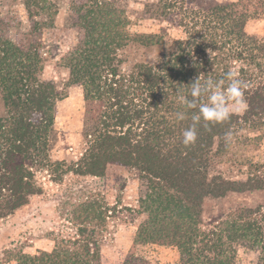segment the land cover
<instances>
[{
  "label": "trees",
  "instance_id": "trees-1",
  "mask_svg": "<svg viewBox=\"0 0 264 264\" xmlns=\"http://www.w3.org/2000/svg\"><path fill=\"white\" fill-rule=\"evenodd\" d=\"M23 4L28 31L11 35L12 17H0V217L42 192L39 170L56 172L58 182L68 172L102 176L116 164L136 169L148 184L140 203L146 217L122 264H154L134 252L147 242L176 247L178 264H239L240 249L254 255L253 264H264V160L248 161L237 178L216 169L239 138L246 145L264 138L246 134L264 126V34L246 30L250 19L264 17V0H158L148 6L149 14L180 28V38L131 33L125 10L114 1L72 0L70 27L79 39L60 65L68 86L83 92L79 136L85 147L70 164L50 155L56 103L64 92L40 77L42 30L54 26L57 9L50 0ZM139 49L152 50L153 61L128 55ZM229 70L247 84V109L222 123L201 120L195 144L185 147L182 131L197 109H187L180 96L197 76L218 81ZM206 102L202 95L200 103ZM249 192H262L263 201L205 222L206 198ZM79 236L51 251L23 254L16 264H102L94 234L80 228Z\"/></svg>",
  "mask_w": 264,
  "mask_h": 264
},
{
  "label": "rangeland",
  "instance_id": "rangeland-1",
  "mask_svg": "<svg viewBox=\"0 0 264 264\" xmlns=\"http://www.w3.org/2000/svg\"><path fill=\"white\" fill-rule=\"evenodd\" d=\"M50 1L55 4L57 14L54 26L42 30L40 41L44 61L40 77L64 92L65 96L56 103L54 124L57 141L50 155L52 160L70 164L79 159L85 147L79 136L83 123V92L79 86H68L67 73L61 68L60 59L77 44L79 34L70 27L72 0ZM111 1L125 10L129 19L127 28L131 33L166 32L174 38L184 35L180 28L146 11L158 0ZM3 16L12 17L11 35L29 30L31 19L23 0H0V17ZM42 18L43 14L36 17V21L42 22ZM246 30L264 34V17L250 19ZM128 55L137 56L141 61H153L156 56L152 50L145 49ZM132 63L134 60L129 65ZM247 132L251 137L263 135L264 126ZM249 142L243 144V137L239 138L231 153L217 164L216 169L237 178L242 177L241 172L245 171L248 161L264 160V138ZM54 173L51 169L37 171L35 177L42 192L31 195L25 205L11 214L0 217V264H16L23 254L51 251L62 241H74L80 238V228L94 234L102 264H122L131 251L138 225L146 217L140 203L147 191V180L136 169L116 164H108L102 176L68 172L57 182L52 179ZM262 201V192L233 194L217 200L206 198L203 218L206 222L215 218L216 214L226 213L238 206H254ZM134 252L154 264L179 262L178 250L172 245L136 244ZM238 259L239 264H253L255 257L240 249Z\"/></svg>",
  "mask_w": 264,
  "mask_h": 264
},
{
  "label": "clouds",
  "instance_id": "clouds-1",
  "mask_svg": "<svg viewBox=\"0 0 264 264\" xmlns=\"http://www.w3.org/2000/svg\"><path fill=\"white\" fill-rule=\"evenodd\" d=\"M225 80L228 81L226 87H224ZM246 88L247 84L238 78L235 70H229L224 74V78L218 81L212 78L202 80L197 76L190 83L188 94L180 96L182 104L187 109H197L192 115V123L182 131L181 143L185 147L195 144L197 126L201 120L211 124L222 123L229 120L233 112L246 110L247 102L244 98ZM202 95H207L208 102L200 103ZM189 96L191 99L188 98ZM176 116L181 120L184 118L183 113H177Z\"/></svg>",
  "mask_w": 264,
  "mask_h": 264
}]
</instances>
